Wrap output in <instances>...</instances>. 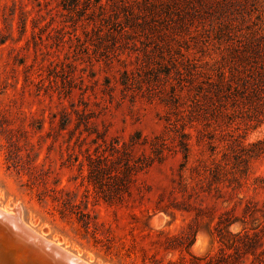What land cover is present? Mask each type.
Returning a JSON list of instances; mask_svg holds the SVG:
<instances>
[{"label":"rangeland","instance_id":"rangeland-1","mask_svg":"<svg viewBox=\"0 0 264 264\" xmlns=\"http://www.w3.org/2000/svg\"><path fill=\"white\" fill-rule=\"evenodd\" d=\"M206 2L0 0V206H19L38 234L91 264L127 262L61 215L64 200L102 241L148 246L146 223L171 234L199 226L196 255L218 253L220 218L264 224L253 185L264 158L242 186L209 171L227 153L232 172L234 150L262 138L264 121L246 132L239 113L221 137L191 118L226 52L219 30H264V0Z\"/></svg>","mask_w":264,"mask_h":264},{"label":"trees","instance_id":"trees-1","mask_svg":"<svg viewBox=\"0 0 264 264\" xmlns=\"http://www.w3.org/2000/svg\"><path fill=\"white\" fill-rule=\"evenodd\" d=\"M201 5L210 7L212 3L201 0ZM219 33L218 38L224 42L223 51L226 52L216 70L213 69L214 75L210 74L206 86L199 91L200 97L191 110V118L192 123L203 120L205 126L213 128L214 135L218 133L222 137L231 134L234 116L239 113L247 116L246 132L264 121V30L237 34L226 25ZM180 136V147L185 160L189 161L190 133L182 132ZM234 153L232 172L228 169L232 160L227 153L223 154L221 161L212 160L214 167L209 171L214 182L233 180L242 186L243 179L248 178L251 161L264 158V136L248 145L239 143ZM253 185L256 190L264 191V175L257 176ZM62 205L61 215L66 212L74 214L85 230L92 229L96 243H101L106 253L123 259L127 264H242L246 261V264H264V242L260 240L264 236V224L254 221L220 218L211 226L219 237L218 253L196 255L193 247L201 231L199 226L171 234L155 230L146 223L139 238L146 240L148 246L134 241L118 243L111 238L102 241L97 238V222L88 213L77 212L67 200ZM236 225H240V229L234 230Z\"/></svg>","mask_w":264,"mask_h":264},{"label":"water","instance_id":"water-1","mask_svg":"<svg viewBox=\"0 0 264 264\" xmlns=\"http://www.w3.org/2000/svg\"><path fill=\"white\" fill-rule=\"evenodd\" d=\"M0 206V264H91L27 228Z\"/></svg>","mask_w":264,"mask_h":264},{"label":"bare ground","instance_id":"bare-ground-1","mask_svg":"<svg viewBox=\"0 0 264 264\" xmlns=\"http://www.w3.org/2000/svg\"><path fill=\"white\" fill-rule=\"evenodd\" d=\"M4 211L7 213V214H9V215H11V216H13V217H19L20 219H21V221L24 223V225L27 227V228H31L28 224H26L25 222H24V220H23V218H22V211H21V208L19 207V206H15V207H8V206H6V207H4ZM31 229H33V228H31ZM34 230V229H33ZM35 231V230H34ZM36 232V231H35ZM37 233V232H36ZM40 235V234H39ZM43 239H45L42 235H40ZM46 240V239H45ZM55 243H57V242H55ZM57 245L58 246H61L59 243H57Z\"/></svg>","mask_w":264,"mask_h":264}]
</instances>
